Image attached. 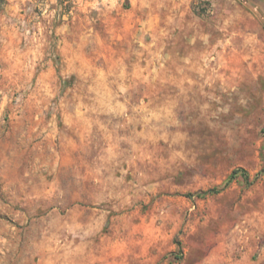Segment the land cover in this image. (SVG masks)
Here are the masks:
<instances>
[{
    "label": "clouds",
    "instance_id": "obj_1",
    "mask_svg": "<svg viewBox=\"0 0 264 264\" xmlns=\"http://www.w3.org/2000/svg\"><path fill=\"white\" fill-rule=\"evenodd\" d=\"M0 183V264H264V0H0Z\"/></svg>",
    "mask_w": 264,
    "mask_h": 264
},
{
    "label": "rangeland",
    "instance_id": "obj_2",
    "mask_svg": "<svg viewBox=\"0 0 264 264\" xmlns=\"http://www.w3.org/2000/svg\"><path fill=\"white\" fill-rule=\"evenodd\" d=\"M60 181H61L62 188L66 189L68 192L75 193L77 191V188L75 186L73 178H72V176L70 174L69 175H63L62 174L61 177H60ZM88 187H90V185H88V184L84 185L85 189H87ZM0 188H2V183H0ZM9 195H10V192L9 193H5L3 191H0V199H3V200L6 201L7 197ZM67 206L71 207L72 206L71 202H69ZM0 216H3L2 212H0Z\"/></svg>",
    "mask_w": 264,
    "mask_h": 264
}]
</instances>
